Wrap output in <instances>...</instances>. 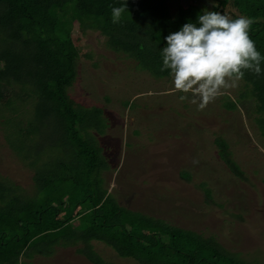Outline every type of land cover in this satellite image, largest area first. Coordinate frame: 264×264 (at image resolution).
Here are the masks:
<instances>
[{
	"label": "rangeland",
	"instance_id": "rangeland-1",
	"mask_svg": "<svg viewBox=\"0 0 264 264\" xmlns=\"http://www.w3.org/2000/svg\"><path fill=\"white\" fill-rule=\"evenodd\" d=\"M167 1L173 9L183 4L196 11L214 5L211 0ZM73 16L68 29L82 56L69 94L74 109H100L103 123H108L101 134L81 127L80 114L73 127L83 139L92 136L95 148L102 147L100 155L111 163L104 172L110 191L130 209L214 235L229 250L264 264V113L258 123L254 107L245 99L251 88L241 79L198 110L188 100H179L183 93L173 91L171 76L146 71H152L153 63L145 69L111 50L107 37L90 25L95 18L76 10ZM15 91H8L1 103L6 107L0 106V182L7 190L0 204H6L7 226L13 222L8 209L19 210L14 216L22 221L20 235L31 241L20 264L23 259L25 264H94L76 252L89 251L84 244L86 225L78 227L79 221L37 235L44 229L39 210L52 199L57 202L62 192L58 181L71 173L60 163L73 160L72 134L63 128L64 121L72 120L61 121L50 112L56 108L53 99L20 95V86ZM224 150L245 171V178L234 175L223 161ZM92 242L101 262L140 264L103 242Z\"/></svg>",
	"mask_w": 264,
	"mask_h": 264
},
{
	"label": "trees",
	"instance_id": "trees-1",
	"mask_svg": "<svg viewBox=\"0 0 264 264\" xmlns=\"http://www.w3.org/2000/svg\"><path fill=\"white\" fill-rule=\"evenodd\" d=\"M211 1L214 5L207 9L209 11L225 15L232 13L237 18L245 16L254 21L249 34L264 56V0ZM124 2L0 0V106L6 107L1 104L3 98L8 91L16 92L15 88L20 86V95L53 99L56 108L53 111L51 108L50 112H56L61 121L72 120L71 123L64 121L63 128L72 134L69 142L74 153L73 160L60 163L65 166V173L69 170L71 173L62 174L58 181L62 192L57 202L50 198L52 200L47 207L39 210L44 229L37 235L58 232L70 221H79L78 227L86 225L84 244L89 251L77 248L76 252L94 264L111 263L100 261L92 240L103 242L121 257L134 258L140 264H258L229 250L214 235H205L122 205L106 183L104 172L110 169L111 163L105 155H100L102 147L95 148L97 144L92 136L83 139L73 127L80 114L83 115L81 127L97 129L101 134L108 127V123H103L100 109L89 112L78 105L85 110L77 111L69 94V88L79 75L82 56L68 29L74 10L81 16L95 18L96 21L90 25L107 37L106 43L111 50L135 59L145 69L153 63L152 71H146L156 77L171 76L170 70L160 71L165 37L179 31L185 23L199 26L197 17L204 12L183 4L173 9L167 0H126L127 9L121 21L114 24L112 7H120ZM235 9L237 12H234ZM225 10L228 12L224 13ZM146 53H149V58ZM261 69L258 76L246 71L243 77L244 86L251 88L245 99L254 107L258 123L260 114L264 113V61ZM241 94L243 102L245 96ZM228 107L232 108L233 104L229 103ZM86 114L88 118L84 120ZM262 129L264 131V126ZM261 135L264 136V132ZM224 152L221 158L234 175L245 178V171L234 161L231 153ZM188 175L190 180L191 174ZM6 195L4 183L0 182V201ZM5 205L0 204V264H20V257L25 256L24 251L31 241L20 235L18 226L22 221L15 219L14 214L19 210L14 211L13 206L8 209L13 222L10 226L6 225L8 215L5 214ZM31 221L34 223L35 220ZM23 261L24 264L27 262L23 259L21 264Z\"/></svg>",
	"mask_w": 264,
	"mask_h": 264
},
{
	"label": "clouds",
	"instance_id": "clouds-1",
	"mask_svg": "<svg viewBox=\"0 0 264 264\" xmlns=\"http://www.w3.org/2000/svg\"><path fill=\"white\" fill-rule=\"evenodd\" d=\"M126 9V0L120 7H112L114 24L121 21ZM197 20L199 26L185 23L165 37L160 71L170 70L173 91L183 93L181 102L188 100L203 110L225 90L235 87L246 71L260 75L264 56L249 34L254 22L251 18L233 19L207 10Z\"/></svg>",
	"mask_w": 264,
	"mask_h": 264
}]
</instances>
